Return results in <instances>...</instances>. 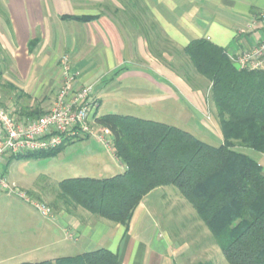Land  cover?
Segmentation results:
<instances>
[{
    "label": "crops",
    "instance_id": "1",
    "mask_svg": "<svg viewBox=\"0 0 264 264\" xmlns=\"http://www.w3.org/2000/svg\"><path fill=\"white\" fill-rule=\"evenodd\" d=\"M106 1L104 9V0H1L0 45L14 89L11 95L0 91V104L21 114L49 111L60 82L59 61L67 56L78 84L93 85L97 116L122 115L118 110L126 104L145 114L158 106L160 116L172 103L168 108L174 111V127L189 133L207 131L204 81L194 78L190 85L151 52L164 41L182 50L192 40L206 39L233 56L263 36L261 26L245 35L238 30L264 13V0ZM63 16L98 18L81 23ZM112 157L116 174L122 173L123 165ZM88 158L98 164V174L112 172L101 154L92 152ZM9 163L4 166L7 178ZM163 189L143 198L127 231L78 209L74 214L58 210L56 219L43 217L17 196L0 192V253L8 252L0 255V264L54 261L73 256L72 249L84 253L100 248L117 254L120 264H192L194 255L185 259L188 244L175 248L165 234H157L156 218L168 191Z\"/></svg>",
    "mask_w": 264,
    "mask_h": 264
},
{
    "label": "trees",
    "instance_id": "2",
    "mask_svg": "<svg viewBox=\"0 0 264 264\" xmlns=\"http://www.w3.org/2000/svg\"><path fill=\"white\" fill-rule=\"evenodd\" d=\"M97 18L62 17L81 23ZM151 53L190 85L196 76L209 84L208 97L222 144L209 145L189 132L152 120L97 116L96 124L112 135V154L124 171L109 178L64 179L58 183L57 200L67 212L81 208L127 231L146 195L157 188L173 187L194 210L228 264H264V170L235 150L243 147L264 155V71L238 68L225 49L206 39L192 40L182 50L164 41ZM167 56L185 61L174 67L167 63ZM7 64L0 45V79ZM23 115L37 117L41 112ZM66 146L19 155L9 162L53 157ZM21 264L120 263L117 254L100 248L54 261Z\"/></svg>",
    "mask_w": 264,
    "mask_h": 264
},
{
    "label": "rangeland",
    "instance_id": "3",
    "mask_svg": "<svg viewBox=\"0 0 264 264\" xmlns=\"http://www.w3.org/2000/svg\"><path fill=\"white\" fill-rule=\"evenodd\" d=\"M101 7H103L104 9L107 8L108 2L104 0V2L101 4ZM184 61V59L180 58H171L168 59L167 63L169 62L173 64L174 67H178L180 63ZM191 70L193 72V69ZM58 71L60 76V70L58 69ZM2 72L3 76L0 79V91L2 93L4 92L5 94L11 95V92L14 89L10 83L12 74L9 68H7L6 70L3 69ZM196 81L202 82L203 80L200 77L196 76ZM60 83L61 82H59L57 89L60 87ZM193 84L192 87L195 88L196 84ZM208 86L209 84L204 81V84L201 87L204 89L203 93L205 97L204 102L202 103L203 117L204 119H206L207 124L210 126V128L207 131L201 133H197L194 130L191 131L190 134L194 135L195 137L209 145L219 146L222 144V136L219 129L218 120L216 118L214 106L208 97ZM171 104L172 103H170L169 105ZM168 106L166 107V109H161L162 113H160V116L157 113L158 106H156V109H154V111H152L151 113L145 114L147 112L144 111H138L137 113L136 110H134L133 106L131 107V105L126 104L124 108L120 107L118 113L177 126L178 124L173 118L174 111L170 110ZM102 113V110H100L99 115H101ZM96 130H98V128H96ZM83 140L85 139L77 140L75 141L76 143H68L65 149H63L62 151V156L56 155L53 157L38 160L26 159L14 160L10 162L7 168V175L9 179L5 176L9 185L12 186L13 189L15 188L14 190L22 192V194H24L30 202H35L36 204L46 206V208L50 209L49 216H53L55 218V216L58 215V210L66 211L62 202L57 200L56 197L58 192L57 186L60 181L64 179L79 177L96 179L109 178L112 177V175L114 176V174L118 173L116 172L117 163H111L113 157L109 149L104 148L99 142L94 139H90L87 142ZM235 150L238 153L244 154L254 160L264 170V155L243 147H236ZM92 152L101 154L104 159H107L106 161L109 163L112 171L108 172L109 176L98 174V164L93 163V161L91 162V159L88 158L89 156H91ZM163 190V192H166L167 190L168 191L164 198L163 209L156 218V221L159 225L157 234L158 232L165 234L167 238L171 240L172 246H174L175 248H179L184 243L188 244L189 248L185 253V259L189 260V257L191 255H194L196 259L192 262V264H228L219 247L211 239V235L208 230L200 221L196 219L194 210L184 199L180 197L177 190L173 187H165ZM20 200V203L23 201L25 204L30 206L29 202L27 203L25 199ZM74 209H70V212H72L73 214L76 212V209H78L79 212H83L84 214L91 216V218H93L94 220L105 221L89 214L81 208ZM38 216L41 221L46 220L40 215ZM69 245L72 248H74L75 246L72 242L69 243ZM72 251L69 253L73 256L81 253L79 252L80 250L77 251L76 249H72ZM7 253L8 252L5 253L4 251L1 252L0 255L2 257H5L8 255ZM39 261L37 260V262Z\"/></svg>",
    "mask_w": 264,
    "mask_h": 264
},
{
    "label": "built area",
    "instance_id": "4",
    "mask_svg": "<svg viewBox=\"0 0 264 264\" xmlns=\"http://www.w3.org/2000/svg\"><path fill=\"white\" fill-rule=\"evenodd\" d=\"M257 27L264 29V13L252 18L247 26L238 30V35L253 32ZM230 58L240 69L264 71V34L252 46ZM59 70L61 83L49 111L37 117H28L0 104V192L25 199L43 217L49 216L50 209L30 202L22 192L9 185L4 166L10 158L53 151L87 138L113 151L110 131L95 122L98 104L93 85L79 86L67 56L61 57Z\"/></svg>",
    "mask_w": 264,
    "mask_h": 264
}]
</instances>
